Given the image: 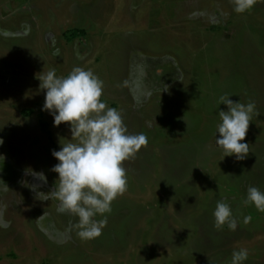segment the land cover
<instances>
[{
	"label": "rangeland",
	"instance_id": "rangeland-1",
	"mask_svg": "<svg viewBox=\"0 0 264 264\" xmlns=\"http://www.w3.org/2000/svg\"><path fill=\"white\" fill-rule=\"evenodd\" d=\"M75 67L147 138L87 241L44 200L71 131L42 110L37 77ZM221 96L256 104L244 160L216 146ZM0 140V264H231L241 248L264 264V212L243 204L248 187L264 191V0L243 14L231 0H0ZM222 198L236 231L214 227Z\"/></svg>",
	"mask_w": 264,
	"mask_h": 264
},
{
	"label": "clouds",
	"instance_id": "clouds-1",
	"mask_svg": "<svg viewBox=\"0 0 264 264\" xmlns=\"http://www.w3.org/2000/svg\"><path fill=\"white\" fill-rule=\"evenodd\" d=\"M231 3L235 13L243 14L251 10L257 0H231ZM37 78L41 81L40 89L46 92L42 110L54 117V126L67 123L71 131V138H62L60 150L52 152L59 161L51 169L58 173V183L56 181L44 200L58 201L60 212L78 218L74 227L82 240L95 239L107 226L106 214L111 213L112 202L127 190L124 162L135 157L147 144V138L142 133L130 134L122 113L102 101L103 81L91 70L75 67L66 77H58L55 70H49ZM221 104H225L227 110L218 112L216 146L223 150L225 157L244 160L250 145L242 141L247 136L256 104L235 102L230 96H221ZM243 204L254 205L264 212V191L248 187ZM97 216L103 219H95ZM213 216L217 230L225 225L231 231L237 230L238 219L226 199L217 202ZM249 220L250 217H245L244 223ZM248 258L246 248L234 250L231 264H245Z\"/></svg>",
	"mask_w": 264,
	"mask_h": 264
}]
</instances>
